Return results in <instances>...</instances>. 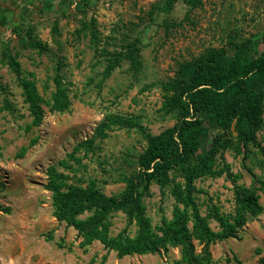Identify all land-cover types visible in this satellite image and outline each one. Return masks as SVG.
Masks as SVG:
<instances>
[{
  "label": "rangeland",
  "instance_id": "374dc122",
  "mask_svg": "<svg viewBox=\"0 0 264 264\" xmlns=\"http://www.w3.org/2000/svg\"><path fill=\"white\" fill-rule=\"evenodd\" d=\"M164 1L60 0L49 6L36 1L0 36V264H178L176 248L168 254L122 257L97 241L81 248L76 231L53 217L50 192L44 186L47 166L89 138L106 114L131 116L152 134L171 126L175 117L162 108V84L175 75L179 64L212 47L231 50L264 30V0H201L195 7L177 0L168 12L162 9ZM31 40L42 49L31 46ZM133 45L138 49L137 68L128 59ZM9 56L24 72L34 74L44 100L39 126L26 127L31 116L7 64ZM57 67L71 101L63 113L50 112L46 103ZM257 141L264 145V111ZM145 144L138 126L114 127L94 140L80 165L58 169L72 182L93 179L106 194L118 193L124 187L121 175L136 168ZM23 147L27 149L20 156ZM250 148L245 160L230 148L219 162L239 173L237 182L244 185L252 182L246 166L264 179V158L257 147ZM196 184L206 192L199 194L203 214L212 204L223 213L234 209V184L224 174L202 177ZM150 192L144 202L155 225L162 214L170 217L174 200L168 193L162 195L156 184ZM260 202L262 212L237 237L211 245L212 264H254L264 256V195ZM110 221L112 234L126 226L121 211ZM209 223L217 228L212 218ZM129 231L133 234L135 226Z\"/></svg>",
  "mask_w": 264,
  "mask_h": 264
},
{
  "label": "trees",
  "instance_id": "16d2710c",
  "mask_svg": "<svg viewBox=\"0 0 264 264\" xmlns=\"http://www.w3.org/2000/svg\"><path fill=\"white\" fill-rule=\"evenodd\" d=\"M176 1L165 0L162 9L168 12ZM183 2L195 7L201 0ZM30 44L42 49L34 40ZM128 59L132 67H138L135 45L129 49ZM7 64L31 116L27 129L39 126L45 112L44 100L37 90L33 72H24L12 56L8 57ZM53 81L54 90L46 102L48 109L66 112L71 101L59 67ZM162 89L165 92L162 108L175 117L171 126L152 134L131 116L109 113L89 138L79 141L66 157L47 166L44 186L50 192L52 215L76 231L81 248L97 241L119 257L168 254L176 248L180 253L178 264H212L211 245L237 237L245 224L263 209L260 197L264 195V179L246 166L252 182L250 185L238 183L240 174L233 173L227 164L220 166L219 162L223 161V152L230 148L245 160L250 146L257 147L264 158V145L257 141L264 111V30L257 38L234 44L231 50L212 47L180 63L175 75L162 84ZM135 126L140 128L146 144L136 158V168L121 175L124 187L118 193L106 194L93 179L85 184L72 182L58 169L73 170V165H80L81 159L93 150L94 140L106 137L112 128ZM35 141L34 138L30 144ZM26 149L23 147L19 155ZM223 174L234 184L235 207L230 213H223L212 204L203 214L199 194L206 192L196 183L202 177ZM152 184L159 187L162 195L168 193L174 200L170 217L162 214L155 225L146 214L144 202L151 194ZM117 211L124 213L126 226L112 234L110 217ZM211 218L217 228L210 225ZM130 225L135 226L133 234L129 231ZM254 264H264V256Z\"/></svg>",
  "mask_w": 264,
  "mask_h": 264
},
{
  "label": "crops",
  "instance_id": "0c3cea01",
  "mask_svg": "<svg viewBox=\"0 0 264 264\" xmlns=\"http://www.w3.org/2000/svg\"><path fill=\"white\" fill-rule=\"evenodd\" d=\"M36 1L49 6L60 0H0V36L5 34L11 26L20 22L27 7Z\"/></svg>",
  "mask_w": 264,
  "mask_h": 264
}]
</instances>
